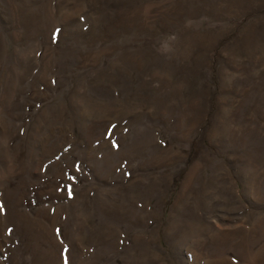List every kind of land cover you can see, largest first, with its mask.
Segmentation results:
<instances>
[{"label": "rangeland", "instance_id": "1", "mask_svg": "<svg viewBox=\"0 0 264 264\" xmlns=\"http://www.w3.org/2000/svg\"><path fill=\"white\" fill-rule=\"evenodd\" d=\"M0 264H264V0H0Z\"/></svg>", "mask_w": 264, "mask_h": 264}]
</instances>
